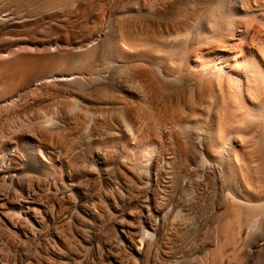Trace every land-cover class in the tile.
<instances>
[{
  "label": "rangeland",
  "instance_id": "1",
  "mask_svg": "<svg viewBox=\"0 0 264 264\" xmlns=\"http://www.w3.org/2000/svg\"><path fill=\"white\" fill-rule=\"evenodd\" d=\"M188 1L0 0V229L18 241L0 239V264H264V197L195 152L180 169L169 151L138 167L125 149L145 92L117 76L116 23L154 43ZM182 80L167 101H187Z\"/></svg>",
  "mask_w": 264,
  "mask_h": 264
},
{
  "label": "bare ground",
  "instance_id": "2",
  "mask_svg": "<svg viewBox=\"0 0 264 264\" xmlns=\"http://www.w3.org/2000/svg\"><path fill=\"white\" fill-rule=\"evenodd\" d=\"M202 3L208 11L189 23ZM159 4H142L135 13L151 16ZM116 24L117 76L145 92L143 106L125 114L134 136L124 147L130 160L149 167L169 151L168 161L184 169L195 152L206 171L231 177L243 197L262 199L248 172L264 177V0H189L162 40L149 44ZM182 79L195 85L187 101H167L186 89ZM199 98L204 103L193 105ZM2 237L11 248L18 243L0 229Z\"/></svg>",
  "mask_w": 264,
  "mask_h": 264
}]
</instances>
